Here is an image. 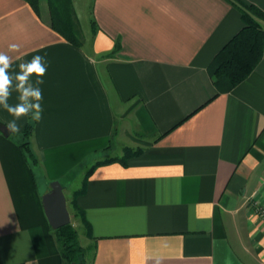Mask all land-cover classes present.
<instances>
[{"label": "crops", "instance_id": "0c3cea01", "mask_svg": "<svg viewBox=\"0 0 264 264\" xmlns=\"http://www.w3.org/2000/svg\"><path fill=\"white\" fill-rule=\"evenodd\" d=\"M243 1L264 10V0ZM45 6L0 0V52L12 70L36 55L47 64L31 136L38 163L25 158L21 133L0 130V264H67L42 201L51 187L39 179L61 180L90 158L118 159L85 179L88 167L72 189L83 190L89 230L75 211L72 220L93 247L88 264H264V221L252 205H264V52L231 90L211 75L243 27L239 7L91 0L97 31L77 46L51 27ZM12 119L0 106V126ZM126 147L140 152L124 162Z\"/></svg>", "mask_w": 264, "mask_h": 264}, {"label": "trees", "instance_id": "16d2710c", "mask_svg": "<svg viewBox=\"0 0 264 264\" xmlns=\"http://www.w3.org/2000/svg\"><path fill=\"white\" fill-rule=\"evenodd\" d=\"M39 13L40 0H26ZM235 3L240 11L243 21L242 29L233 36L216 54L213 60L211 75L219 91H228L233 89L254 70L261 60L264 52V10L255 4L246 3L243 0H230ZM51 11V27L59 32L71 43L83 45L78 38L75 26L73 25V16L70 14L71 0H47ZM96 26V23L94 21ZM120 50V42H117L114 49L109 52L113 55ZM35 122L27 123L21 132L22 142L21 150L27 160L34 166L38 163L37 157L31 146V136L34 130ZM140 149L127 147L121 161H124L137 153ZM118 158H109L92 163L85 173V179L89 177L94 168L102 163H109ZM83 190H76L73 193L72 207L77 216H80L82 222L89 230L90 224L86 219L84 212L77 203V196ZM56 238L61 248V253L67 264H88L87 258L93 251L92 246H83L79 241V234L72 222L55 228ZM88 254L89 257H88Z\"/></svg>", "mask_w": 264, "mask_h": 264}, {"label": "clouds", "instance_id": "9594fccd", "mask_svg": "<svg viewBox=\"0 0 264 264\" xmlns=\"http://www.w3.org/2000/svg\"><path fill=\"white\" fill-rule=\"evenodd\" d=\"M17 48V45L12 44L9 46V51H15ZM46 72L47 64L44 56H34L30 61L21 63L19 71H15L12 70V57L0 52V106L14 117L6 124L11 135L21 133L17 121L22 117H29L30 121L34 122L42 119L44 108L41 85L44 84L43 77ZM13 92L18 94V102L14 105L8 103Z\"/></svg>", "mask_w": 264, "mask_h": 264}, {"label": "rangeland", "instance_id": "374dc122", "mask_svg": "<svg viewBox=\"0 0 264 264\" xmlns=\"http://www.w3.org/2000/svg\"><path fill=\"white\" fill-rule=\"evenodd\" d=\"M41 2L45 4V8H47V15L49 17V22L51 25V11L50 7L47 3V0H40V8H41ZM43 7V6H42ZM71 7L72 10L70 14L73 16V25L76 28L79 41L82 44H86L87 46H90L93 36L97 31V26L94 24V20L91 16V0H71ZM45 10V9H44ZM40 11V10H39ZM12 137H20V135L15 134L12 135ZM127 148V147H126ZM125 148V149H126ZM130 148V147H129ZM103 151H98V153L93 154L94 156L97 154H100ZM125 153V150H124ZM101 155V154H100ZM96 162V161H94ZM87 163V160L83 163V165L77 166L72 172L69 173L65 178L58 180H49V179H39V184L42 188V190H45L48 186L51 187V183L53 181H60L64 186H66V189L64 190V194L67 199V206L68 210L71 213V221L75 224L76 229L79 234V241L82 245H85L87 237L85 233L84 225L81 223V221L72 220V215L74 214V209H72L70 199L72 197V189L80 188L82 184V177L84 174V171L89 167L85 166ZM89 163H93L92 158H90ZM90 254H88L89 257ZM87 261H89V258H87ZM88 263V262H87Z\"/></svg>", "mask_w": 264, "mask_h": 264}, {"label": "water", "instance_id": "95a60500", "mask_svg": "<svg viewBox=\"0 0 264 264\" xmlns=\"http://www.w3.org/2000/svg\"><path fill=\"white\" fill-rule=\"evenodd\" d=\"M0 130L5 135L10 134L6 126H0ZM42 201L49 223L53 228H60L71 222L67 199L60 181L51 183V190L43 195Z\"/></svg>", "mask_w": 264, "mask_h": 264}, {"label": "built area", "instance_id": "2783aa9c", "mask_svg": "<svg viewBox=\"0 0 264 264\" xmlns=\"http://www.w3.org/2000/svg\"><path fill=\"white\" fill-rule=\"evenodd\" d=\"M261 186L264 188V176L261 179ZM252 205L255 214L264 221V205L257 199L252 198Z\"/></svg>", "mask_w": 264, "mask_h": 264}]
</instances>
